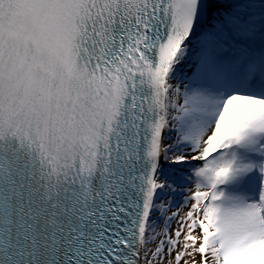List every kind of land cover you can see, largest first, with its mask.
Returning a JSON list of instances; mask_svg holds the SVG:
<instances>
[{
  "label": "snow or ice",
  "instance_id": "snow-or-ice-1",
  "mask_svg": "<svg viewBox=\"0 0 264 264\" xmlns=\"http://www.w3.org/2000/svg\"><path fill=\"white\" fill-rule=\"evenodd\" d=\"M0 264H264V0H0Z\"/></svg>",
  "mask_w": 264,
  "mask_h": 264
}]
</instances>
